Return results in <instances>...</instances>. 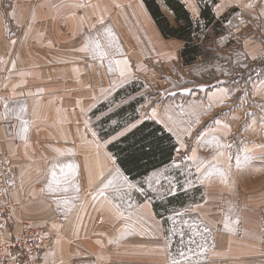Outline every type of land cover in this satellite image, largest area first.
Wrapping results in <instances>:
<instances>
[{
	"label": "crops",
	"instance_id": "obj_1",
	"mask_svg": "<svg viewBox=\"0 0 264 264\" xmlns=\"http://www.w3.org/2000/svg\"><path fill=\"white\" fill-rule=\"evenodd\" d=\"M180 1L198 16L195 0ZM136 5L140 22L160 42L143 2ZM131 15L130 0H0V145L9 159L8 198L14 210L8 234L28 223L43 227L51 240L31 264H130L136 253L146 256L145 238L151 234L146 218L155 216L154 210L147 199L134 209L118 207L116 194L131 187L124 184L127 176L108 150L109 140L145 120L160 124L177 144L173 159L140 180L127 177V181L132 185L153 176L172 177L182 163L176 161L181 115L176 110L161 113V104H154L106 140L99 137L95 124L115 107L92 115L131 83L132 54L123 40L124 53L111 58L109 70L108 63L92 56L88 33L104 21L122 22L128 33ZM145 104L144 100L139 110ZM108 179L114 180V186L101 194ZM180 188L186 190L178 187L175 194L190 192H179ZM159 223L158 236L153 234L156 240L148 245L154 248L148 254L155 261L163 260L166 252L164 226ZM252 225L241 222L235 235L217 230L207 264L264 263L260 243L264 224ZM252 228L260 234H247Z\"/></svg>",
	"mask_w": 264,
	"mask_h": 264
},
{
	"label": "rangeland",
	"instance_id": "obj_2",
	"mask_svg": "<svg viewBox=\"0 0 264 264\" xmlns=\"http://www.w3.org/2000/svg\"><path fill=\"white\" fill-rule=\"evenodd\" d=\"M130 1V31L124 32L122 22L100 23L88 33L92 56L103 59L111 70V58L124 53V46L121 48L124 40L132 54L131 82L140 89L136 93L139 97L133 98L134 94L128 101L139 100L137 117L138 112L143 114L154 104H161V113L172 114L176 110L181 115L177 125L181 130L177 138L181 142L176 161L182 163L177 166V175L173 173L172 177L162 180L160 175L153 176L117 193L116 204L120 209H134L142 199H147L153 209L154 201L173 196L178 187L186 189L180 188L179 192L195 190L200 195L197 205L168 214L167 228L164 218L158 221L156 215L147 217L151 234L145 238L146 256L136 253L130 264H139L138 261L141 264H173V261L207 264L213 256L211 249L217 230L235 235L241 222L252 226L264 224V0H216L212 13L216 20L224 18L218 30L222 34L210 35L209 55L203 54L191 65L184 64L180 57L184 43L164 38L148 13L160 42L156 41L144 21L140 22L136 2L142 0ZM155 1L174 25L173 15L163 0ZM198 9L200 12L199 5ZM188 13L194 21L199 19V13L198 16ZM144 100L146 109L139 110ZM113 106L115 110L119 107L117 103ZM111 108L110 105V111ZM0 149L8 161V194L9 159L1 145ZM7 194L1 195L0 201L12 206ZM159 222L164 226L166 252L162 261H155L148 254L154 248L148 245L156 240L153 234L158 236ZM254 231L252 228L247 234H260ZM260 243L264 245V229ZM115 255L122 257L120 252Z\"/></svg>",
	"mask_w": 264,
	"mask_h": 264
},
{
	"label": "trees",
	"instance_id": "obj_3",
	"mask_svg": "<svg viewBox=\"0 0 264 264\" xmlns=\"http://www.w3.org/2000/svg\"><path fill=\"white\" fill-rule=\"evenodd\" d=\"M146 10L151 15L157 28L164 38H175L184 43L180 57L184 64L191 65L203 54L209 55L207 41L211 36H218V30L224 18L215 19L212 8L216 0H196L200 7L199 19L194 21L180 0H163L165 7L173 15L175 24L161 12L155 0H142ZM222 32V31H221ZM195 41L197 43H195ZM208 53V54H207ZM205 56V55H204ZM136 83H129L119 89L106 103L100 104L93 112V116L106 111L114 103H120L138 92ZM139 100L127 101L116 110L99 119L95 124L98 135L106 140L119 132L123 127L134 122L137 117ZM176 143L173 137L154 121H143L129 132L117 138L108 145V150L122 172L132 181L140 180L151 171L169 164L174 156ZM194 193V195H193ZM199 194L183 192L168 196L152 203L158 218L184 209L189 204L199 202Z\"/></svg>",
	"mask_w": 264,
	"mask_h": 264
},
{
	"label": "built area",
	"instance_id": "obj_4",
	"mask_svg": "<svg viewBox=\"0 0 264 264\" xmlns=\"http://www.w3.org/2000/svg\"><path fill=\"white\" fill-rule=\"evenodd\" d=\"M8 161L0 149V196L7 194L6 173ZM8 195V194H7ZM14 221V210L7 201H0V264H30L42 249L43 235L38 229L23 224L19 234H12L5 241L3 237ZM45 237V235H44Z\"/></svg>",
	"mask_w": 264,
	"mask_h": 264
},
{
	"label": "bare ground",
	"instance_id": "obj_5",
	"mask_svg": "<svg viewBox=\"0 0 264 264\" xmlns=\"http://www.w3.org/2000/svg\"><path fill=\"white\" fill-rule=\"evenodd\" d=\"M26 225H28V226H29L30 228H32V229H38L39 231H41V233H42V235H43V239H42V249H41V251H40L38 257L33 261V262H35V261H37V260L41 257L42 253L47 249V247H48V245H49V243H50L51 240H49V239H47L46 237H44V235H45V231H44L43 227H40V226L33 227V226L29 225L28 223H26ZM23 228H24V225H23V227H22L17 233H15V234H19V233H21L22 230H23ZM9 239H10V235H9V234H5L4 237H3V240L7 241V240H9ZM33 262H31V263H33ZM31 263H30V264H31Z\"/></svg>",
	"mask_w": 264,
	"mask_h": 264
},
{
	"label": "snow or ice",
	"instance_id": "obj_6",
	"mask_svg": "<svg viewBox=\"0 0 264 264\" xmlns=\"http://www.w3.org/2000/svg\"><path fill=\"white\" fill-rule=\"evenodd\" d=\"M121 75L123 76L124 73L121 72ZM217 122H219V121H217ZM133 127H135V125H133ZM126 130H130V129H126ZM120 135H124V132H121ZM217 143L219 144L218 141H217ZM219 146H220V147H223L222 144H220ZM238 163H239V161H238ZM117 172H118V170H117ZM221 175L223 176V174H221ZM124 184H127L128 187H132V185L128 184L127 177L124 178ZM109 186H114V180H113V179H108V180H107V183H104V184H103V188L100 189L101 194H103V193H104V190L107 189ZM116 187H118V188H123V185H116ZM173 194H174V193H173ZM181 255H182V254H181ZM173 264H179V262H178V261H173Z\"/></svg>",
	"mask_w": 264,
	"mask_h": 264
}]
</instances>
